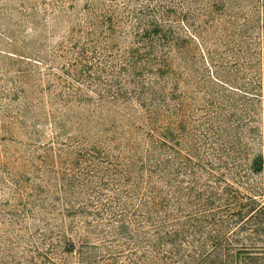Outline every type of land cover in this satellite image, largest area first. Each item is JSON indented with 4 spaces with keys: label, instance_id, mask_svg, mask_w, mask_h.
<instances>
[{
    "label": "rangeland",
    "instance_id": "rangeland-1",
    "mask_svg": "<svg viewBox=\"0 0 264 264\" xmlns=\"http://www.w3.org/2000/svg\"><path fill=\"white\" fill-rule=\"evenodd\" d=\"M123 1L0 0V264H192L200 261L203 243V253L225 241L235 250L264 247V237L246 240L235 233L236 224L222 222L226 170L204 145L207 125L216 115L215 123L242 116L244 130L264 135V97L257 101L252 95L257 67L237 55L230 61L238 69L214 81L202 50L256 49L258 28L244 39L233 34L231 46L217 36L201 45L182 24L201 76L194 78L197 82H179V91L187 93L180 107L175 99L169 111H159V168L148 187L147 174L123 145L139 146L131 150L142 155L149 147L145 130L128 131L125 117L108 113L109 107L64 101L73 91L68 85L78 87L63 73L75 56L68 47L92 40L113 63L123 62L127 40H106L114 35L110 23L116 34L131 28L122 21ZM257 1L240 0L245 12ZM112 12L114 23L107 18ZM92 15L98 17L89 27ZM139 110L129 113L138 116ZM263 144L256 147L264 149ZM183 162L192 166L185 168ZM246 162L241 173L263 184L264 171L250 173ZM151 191L158 194V208L145 203ZM163 235H171L166 239L177 241L180 249L171 250ZM71 243L74 250L67 248ZM80 246H86L82 255ZM202 264H218L217 256Z\"/></svg>",
    "mask_w": 264,
    "mask_h": 264
},
{
    "label": "trees",
    "instance_id": "trees-1",
    "mask_svg": "<svg viewBox=\"0 0 264 264\" xmlns=\"http://www.w3.org/2000/svg\"><path fill=\"white\" fill-rule=\"evenodd\" d=\"M123 2L126 3L123 4L126 14L122 21L128 22L131 28L122 32L124 35L116 34L117 31L110 23L111 27L108 28L110 32L113 30L114 35L107 36L106 39L110 38L113 41L121 36L122 40H127L126 47L129 49L126 50L123 62L113 63L107 53L102 55L97 50L92 40L80 47H68L75 50L73 52L75 56L67 61L63 73L72 83L78 84V87L75 88L70 83L68 88L73 91L64 101L76 100L78 103L93 105L98 110L109 107L108 113L114 110L118 115L125 117L129 125L128 131L134 133L138 126L144 129L149 147L142 155L131 150L138 149L139 146L133 148L126 141L123 144L121 140H116V137L115 141H118L120 147L123 144L128 151H132L129 155L130 160L136 161L140 171L147 174L146 182L148 187H151L153 185L150 180L159 168L156 160V150L160 141L156 123L159 111L163 107L169 111L174 102L172 100L175 99L178 100L176 106L180 107L182 105L180 98L187 93L179 91V82L197 78L198 74L201 76L194 69L195 53H190L192 47H187L192 41L191 36L185 34L182 24L186 25L201 45L205 40L217 36L223 44L227 42L231 46L232 40L229 38L233 34L237 33L240 39H244L243 35H248L250 31L258 28L255 38L259 47H255L256 49L202 47V50L208 63L206 70L208 72L211 70L214 81L222 82L223 73L227 75L229 71L238 69L239 65L234 66L230 61L237 55H242L247 60L245 64L251 62L252 66L255 65L257 70L255 68L256 73L252 76L254 91L252 95L260 101L264 97V0H258L250 6V11L246 12L240 0H145V2L124 0ZM116 3L117 0L113 2ZM112 15L113 12L107 17L111 21H113ZM97 17L92 15V19H88L89 27L96 24ZM217 17L222 18L219 27L215 22ZM240 17H242L241 21ZM88 50L92 52L90 55ZM254 55L255 64L252 63ZM175 60H178L177 67L174 65ZM202 75L207 76L206 73ZM194 81L197 82V79ZM85 91L93 95H82L81 93ZM139 109L143 112L138 116L129 113V111L139 112ZM217 117L218 115L213 116L209 120L204 133V145L213 159H217L220 169L226 170L225 191L222 195L226 209L222 222L229 225L236 224L238 227L235 233L247 236L246 240L251 239L252 236L264 237V183L260 185L253 183L249 175L241 173V170H244L242 169L244 160H248L246 165L248 163L250 166V173L264 171V149L256 147L264 143V135L259 134L255 129L244 130L242 116L237 118L232 116L226 120L218 118V122L215 123ZM118 133L124 136L123 128ZM164 138L169 141L168 137ZM182 165L185 168L192 166L188 162H183ZM238 187H242L244 191ZM153 194L151 191L145 203L158 208V194ZM161 224L163 225L164 222L161 221ZM167 236L169 238L171 235H163L161 239L171 246V250H179L181 246L177 247V241L172 239L169 241L166 239ZM200 246L201 249L198 251L201 256L198 259L200 261H192V264H202L212 255L217 256L218 264H264V251H261L264 247L245 246L235 250L225 241L224 244L221 242L211 244L210 250L203 253L206 244ZM84 247L86 246H80L77 250L84 251ZM67 248L74 250L75 247L71 243ZM254 248L256 250H253ZM83 251H80L81 255L84 254Z\"/></svg>",
    "mask_w": 264,
    "mask_h": 264
}]
</instances>
